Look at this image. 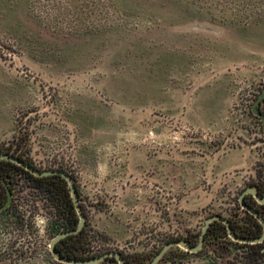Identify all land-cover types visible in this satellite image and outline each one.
I'll return each instance as SVG.
<instances>
[{"label":"rangeland","instance_id":"rangeland-1","mask_svg":"<svg viewBox=\"0 0 264 264\" xmlns=\"http://www.w3.org/2000/svg\"><path fill=\"white\" fill-rule=\"evenodd\" d=\"M263 92L264 0H0V154L72 175L87 253L150 262L213 215L246 223ZM9 191L0 264H67L54 204L19 172ZM217 241L156 264H242Z\"/></svg>","mask_w":264,"mask_h":264},{"label":"trees","instance_id":"trees-1","mask_svg":"<svg viewBox=\"0 0 264 264\" xmlns=\"http://www.w3.org/2000/svg\"><path fill=\"white\" fill-rule=\"evenodd\" d=\"M16 157H19L20 159L27 162L29 165L35 167V165L32 162H29L28 160L24 159L22 156L16 155ZM18 172L22 173L23 176L26 177L30 185L39 189V191H41L48 198V200L54 204V206L57 208V212L59 213V218L62 220L61 223L63 224L65 232L75 229L78 226L80 222V217L72 197L71 188L69 186L68 181L64 178V176H62L61 174L38 176L15 162L1 158H0V204L8 200L9 190L12 189V184L15 180V175ZM77 190L79 194V200H81V195L78 187ZM257 191L261 196H263L264 184L262 186H258ZM244 202L250 207L257 210L259 214L264 217V204H260L252 194H246L244 197ZM238 204L239 207L242 208V210L245 212L244 213L245 218L248 221H246V223H241L239 221H235L232 218H227L230 222L233 234L236 235L237 237L244 239H256L262 236L264 228L261 222L257 219L256 216L251 214L248 210L244 209L240 202ZM80 205L82 207L85 216L87 217L86 208L81 201H80ZM223 217L226 218L225 216ZM87 226H88V220L86 218V224L79 233L68 235L57 243V250L61 256L69 257V258H78V259H90L104 254V252L103 253L97 252L94 254L87 253L86 250L88 248L87 246L88 243L86 240V236L88 233ZM200 238H201V234H199V237L195 242H191V241H185V242L191 246H196L200 241ZM215 241L225 245V247H227V250L230 251V253H233V257L235 259L241 258L242 264L264 262V241L259 243H249V242H241L235 240L229 234L227 224L222 220H214L210 223L205 233L203 246L199 251L191 252L190 250H186L178 245H175L170 247L164 253V255L161 257L160 260L167 259V257H169V255L173 251H177V253L185 256L201 255V253L205 251L207 245L210 243H216ZM230 244L232 245V247L229 246ZM163 247L161 248V250L163 249ZM234 248L237 250V252L234 251ZM238 248H242L241 255L239 254L240 252L238 251ZM161 250H159L157 255L161 252ZM121 255L124 258L125 264H150L152 260L157 256V255L154 256V258H152L150 262H145L144 259L140 257V255H138L137 257L129 256L123 252L121 253ZM105 259L110 260L115 264L118 263L116 256H108Z\"/></svg>","mask_w":264,"mask_h":264},{"label":"water","instance_id":"water-1","mask_svg":"<svg viewBox=\"0 0 264 264\" xmlns=\"http://www.w3.org/2000/svg\"><path fill=\"white\" fill-rule=\"evenodd\" d=\"M264 99V92L263 94L258 98L257 102L254 105V112L259 115L262 120H263V124H264V113L261 112L260 110V102ZM0 158L1 159H7L10 160L12 162H15L21 166H23L24 168H26L28 171L32 172L35 175L38 176H45V175H51V174H61L62 176H64V178L68 181L69 186L71 188V193H72V197L77 209V212L79 214L80 217V222L78 224V226L75 229L63 232L61 234H59L58 236H56L51 244H50V249L51 252L53 253V255L56 257L57 260L63 262V263H67V264H98L101 261H103L106 257L108 256H116L117 260H118V264H125L124 262V258L122 257V255L118 252H106L98 257L95 258H90V259H78V258H69V257H64L61 256L60 253L57 250V243L63 239L64 237L71 235V234H77L79 233L85 226L86 224V216L82 210V207L80 205V200H79V194H78V190H77V186L75 183L74 178L72 177V175L70 173H68L66 170H61V169H50V170H39L37 168H35L34 166L29 165L27 162H25L24 160L20 159L19 157L10 155V154H0ZM246 194H252L257 201L260 204H264V195L261 196L258 191L253 188V187H248L246 188L243 193L240 196V203L242 205V207L246 210H248L251 214H253L254 216L257 217V219L261 222V224L263 225L264 228V217L262 215L259 214V212L257 210H255L254 208L250 207L249 205H247L244 202V197ZM12 198H11V193L9 191V200L2 206H0V210L8 207L11 204ZM214 220H222L223 222H225L227 224L228 227V231L229 234L231 235V237L235 240L241 241V242H249V243H259L264 241V230H263V234L262 236H260L259 238L256 239H244V238H240L237 237L236 235L233 234L232 232V228L230 225V222L227 218H224L221 215H213L211 217L208 218L202 233H201V238L200 241L198 242V244L196 246H191L189 244H187L184 240L181 239H177V240H173L169 243H167L163 249L161 250V252L152 260V262L150 264H156L161 257L164 255V253L172 246L178 245L186 250H190L191 252H197L199 251L202 246H203V242H204V237H205V233L210 225V223Z\"/></svg>","mask_w":264,"mask_h":264},{"label":"flooded vegetation","instance_id":"flooded-vegetation-1","mask_svg":"<svg viewBox=\"0 0 264 264\" xmlns=\"http://www.w3.org/2000/svg\"><path fill=\"white\" fill-rule=\"evenodd\" d=\"M3 203H4V202H3ZM3 203H2V204H3ZM2 204H0V205H2ZM10 205H11V204H10Z\"/></svg>","mask_w":264,"mask_h":264}]
</instances>
